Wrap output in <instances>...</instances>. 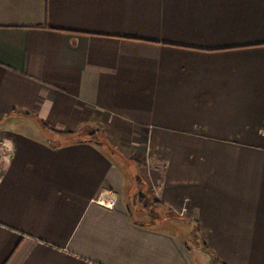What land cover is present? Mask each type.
Segmentation results:
<instances>
[{
	"label": "crops",
	"instance_id": "obj_1",
	"mask_svg": "<svg viewBox=\"0 0 264 264\" xmlns=\"http://www.w3.org/2000/svg\"><path fill=\"white\" fill-rule=\"evenodd\" d=\"M0 138V264H264V0H0Z\"/></svg>",
	"mask_w": 264,
	"mask_h": 264
},
{
	"label": "rangeland",
	"instance_id": "obj_2",
	"mask_svg": "<svg viewBox=\"0 0 264 264\" xmlns=\"http://www.w3.org/2000/svg\"><path fill=\"white\" fill-rule=\"evenodd\" d=\"M23 127H24V125L23 124H19V123H17L16 125H12V127L11 128H19V129H23ZM6 128V127H5ZM1 129L2 130H4V128L3 127H1ZM131 190V186H130V184H129V186H127V188H126V193L128 194V199L129 200H131V201H133V199H132V195H133V192L130 194L129 193V191ZM134 191V193H136V192H141V191H143L140 187L139 188H136V189H134L133 190ZM148 205V204H147ZM133 213H134V216L137 218V219H140L141 218V216H139L138 214H137V212L136 211H133ZM173 220H177V219H173ZM180 223H182L183 225H185V231L187 230V227L188 226H186V223H185V221L184 220H181V221H179ZM191 227V226H190ZM194 230H195V227L193 228ZM193 230V231H194ZM191 232L190 233V236H189V244H190V246H191V248L193 249V252H194V256L196 257V259H197V263L198 264H208L207 263V256L206 255H204L201 251L202 250H200V248L202 247L201 245H202V240L199 238V236H197V235H195L194 234V232ZM212 264H217V263H215V262H213Z\"/></svg>",
	"mask_w": 264,
	"mask_h": 264
},
{
	"label": "built area",
	"instance_id": "obj_3",
	"mask_svg": "<svg viewBox=\"0 0 264 264\" xmlns=\"http://www.w3.org/2000/svg\"><path fill=\"white\" fill-rule=\"evenodd\" d=\"M6 144L4 141L0 138V175L3 172V170L6 168V163L9 161V158H7L8 154H6ZM96 204H98L101 207H104L109 210H113L116 208L118 204V197L110 192H106L101 194L96 200Z\"/></svg>",
	"mask_w": 264,
	"mask_h": 264
}]
</instances>
